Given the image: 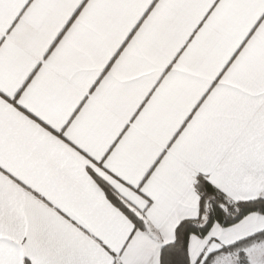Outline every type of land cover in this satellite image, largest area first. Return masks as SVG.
Returning a JSON list of instances; mask_svg holds the SVG:
<instances>
[{"label": "snow or ice", "instance_id": "obj_1", "mask_svg": "<svg viewBox=\"0 0 264 264\" xmlns=\"http://www.w3.org/2000/svg\"><path fill=\"white\" fill-rule=\"evenodd\" d=\"M0 264H264V0H0Z\"/></svg>", "mask_w": 264, "mask_h": 264}]
</instances>
